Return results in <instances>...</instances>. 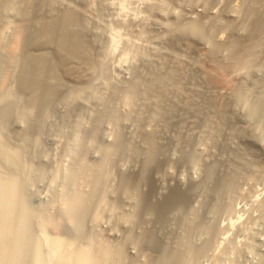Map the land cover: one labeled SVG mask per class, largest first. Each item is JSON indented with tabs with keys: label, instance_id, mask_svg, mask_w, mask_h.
<instances>
[{
	"label": "bare ground",
	"instance_id": "1",
	"mask_svg": "<svg viewBox=\"0 0 264 264\" xmlns=\"http://www.w3.org/2000/svg\"><path fill=\"white\" fill-rule=\"evenodd\" d=\"M76 1L78 6L62 0H0V21L5 12H13L18 21L11 40L3 44L0 39V162L5 166L3 172L2 168L0 170V264H123L122 246L113 248L86 229L89 218L100 220L108 177L112 167L117 168L121 161L141 165H134L138 168L131 167L127 172L119 166V197L135 200L138 213L142 209L146 216L157 214L164 225L167 216L169 218L174 210L182 213L192 193L203 190L213 195L216 200L213 202L215 205L211 206L213 209L210 208L213 214L223 206L221 200L229 198L238 188V178L236 181L233 174L228 175L226 171L222 174L217 170L218 176L216 164L208 165L203 181L194 182L189 190L173 188L159 202L153 198L156 184L153 186L150 182L156 181L159 172L154 169L164 161L161 157L168 151L163 143L160 144L162 140H158L161 128L167 130L172 120L176 125L177 118V125L181 128L186 122L183 121L184 117L191 114L200 117L201 126L208 128L210 134L205 132L214 139L222 136L220 124L229 119L228 103L231 97L242 94L248 99L247 95H243L245 77H241H250L251 71L264 66V0H241L239 7L232 5L231 0H222L221 11L215 8V0H183L189 7L187 10L196 15L188 17L174 13L171 17L177 21L178 37L186 45H194L192 47H195L200 59L193 57L191 63L186 65L176 57L149 61L147 58L142 65L146 68L142 70L136 67L131 78L120 85L110 79L106 51L99 45L100 36L89 24L90 6L85 0ZM222 14L227 20L223 19ZM172 44H176V37H173ZM225 52L229 53L223 55ZM221 55L223 59H220ZM195 83L200 86H196V90L191 88L196 95L184 93ZM196 96L202 100L195 101L200 99H194ZM117 99L120 103L122 101L125 108L119 107ZM261 102L263 105L257 108V112L264 116V98ZM57 111L62 122L69 125L72 131V142L68 147L72 161L67 172L62 174L63 186L60 191L65 208L58 218L47 219L41 214L43 219L40 216L38 226L32 223L31 216L35 212L26 189L32 182L31 175L42 178L45 170L29 165L27 159L33 154L31 147L38 143L33 137L34 132L42 131L47 118ZM129 119L134 123L131 136L121 129ZM105 122H110L114 128L113 139L110 146L101 151L99 163L90 165L86 161L89 151L84 136L92 139L103 137L101 130ZM16 123L23 125V133L20 134L22 143L11 148L7 130ZM136 138L140 140L139 144ZM182 138L183 135H180L179 140ZM263 141L264 130L253 141L264 158ZM189 143L193 145L192 141ZM196 145L192 146L191 151L186 150L190 153L183 157L184 162L191 161L192 164L188 163L191 166L195 163L198 165V154H202ZM248 165L244 167L247 169ZM250 166L248 168L252 169ZM239 169L241 172L244 170ZM165 170L168 171L167 168ZM238 175L243 177L242 174ZM246 179L244 183H247ZM211 182L214 183L212 188L208 185ZM147 183L152 185L153 188L148 184L153 191L148 186L151 192L144 194L140 192L144 187L140 190V186ZM83 185L86 190L82 189ZM116 206L114 204L113 209ZM259 211L264 217V201L259 205ZM136 213L126 219L134 223L139 215ZM176 213L174 211V215ZM187 216H180L182 225L194 227L197 216L195 219ZM35 225L43 232L50 227L56 234L69 230L73 237L67 240L55 237L53 241L45 236L42 240L36 235ZM151 231L142 230L136 239L139 245L147 243L159 247L158 257L147 264H184L180 248L177 251L160 243L155 230ZM205 232L212 239V231ZM130 239L132 237L128 236L126 240ZM44 241H50L47 255L43 252ZM195 246H191L197 248H193L192 257L197 259L199 255L202 256V251L204 255L207 247L205 244L206 249L204 247L202 250L203 247ZM198 249L202 250L201 253Z\"/></svg>",
	"mask_w": 264,
	"mask_h": 264
},
{
	"label": "rangeland",
	"instance_id": "2",
	"mask_svg": "<svg viewBox=\"0 0 264 264\" xmlns=\"http://www.w3.org/2000/svg\"><path fill=\"white\" fill-rule=\"evenodd\" d=\"M8 1L17 2L18 0ZM62 1L71 5L76 4L75 6L79 5L76 0ZM211 1L213 2V0ZM85 2L91 8L88 16L89 24L93 28V31L100 36L99 45L107 54L110 79L119 85L121 83L124 84V82L126 83L131 78L133 70L136 67L142 70L146 68L142 67V65L149 61V59L156 60L165 57V59L170 60V57H176L186 65H189L192 59L198 58L197 52L194 49L195 47H192L194 45L188 44L190 45L189 47L182 38L178 37L179 35L176 31V27L178 26L177 21L171 17L174 13L175 15H185L188 17L189 15H196L187 10L189 7L183 0H85ZM220 2L222 0H215L214 2L216 6L217 4L219 5L215 6L217 11L222 5ZM230 3L239 7L241 0H231ZM223 19L227 20L225 16H223ZM17 22V18L13 12L3 13L2 20L0 21V39L3 44L11 40L10 38ZM173 37H176V44L174 46L172 44ZM227 53L229 52H225L223 55H227ZM223 55L220 56V59ZM199 57L202 56L200 55ZM192 66H194L193 61ZM253 71H251L250 77L244 75L241 77H245L243 79L245 81L243 85V90L245 89L243 92L245 94L242 93L243 95H247L246 98L248 99H245V96H242V94L231 97L230 103H228L229 119H227V122L225 121V123L220 124L221 128L219 132L222 131V136L219 133L220 137L214 138L216 140L209 136L208 128L201 126L203 123L200 117L191 114H187V120L184 117L183 121L186 122L183 123L186 125L183 124L181 128L177 125L179 118L175 117L174 120L178 119L177 121L175 120L176 125L172 120L173 126L170 124V129H160L162 133L158 134V140H162L160 144L163 143L162 145L166 148L165 150L168 148V151L166 155L161 157V160L164 161L158 165L157 169H154V171L158 170L157 172L159 173L156 175V181L154 183L150 182V184L153 186L156 184V186L153 188L152 185L147 183L146 188V185L142 184L140 190L144 188L141 191L139 190L146 194L151 192L149 189L152 190L153 188L155 190L154 195L156 192V195L153 196L154 201H162L173 188H180V190L188 188L189 190L194 182L203 181L208 165L216 164L217 173L219 171L223 174L226 171L228 175L233 174L232 176L236 181L237 178L239 181L237 190L229 198L221 200L223 201V206L221 205L218 212L213 211L212 214L210 210V208L213 209L211 206L215 205L213 203L216 201L215 197L206 191L207 194L203 190H198V192L196 191V193L191 194L193 196L186 203L184 212L182 211L184 215L180 211L178 213V210H174L175 213L177 212V215H182V217L189 214L190 219H195V216H197V226L195 223L194 227L193 225L191 227L186 224L182 225L180 216L178 217L179 219L176 218L177 215H174V211L171 213L172 215L169 214V218L167 216V221H165L164 225V223H160L157 214H148L149 216H146L143 214L144 211L142 209L138 213L135 207V200L128 198L121 199L118 195L117 187L121 177L119 166H122L121 170L127 172L131 167L138 168L141 164H128L125 161H121L117 168L115 166L112 167L106 183L105 204L100 208V220L96 221L93 218H89L86 223V229L87 232L92 231L95 236L99 239L101 238V240L107 242L113 248H121L122 246L124 255L123 264H147L149 260L152 261L158 257L159 247L149 246L147 243L146 245L145 243L139 245L136 242L137 236L142 230L151 231V229L155 230L154 233H156L160 243L167 244L169 248L177 251L180 248L179 251H181L182 257L185 260H183L184 264H264V217H261L262 213L259 211V205L264 201V158L260 154L259 147L253 142L260 137L261 131L264 130V116H261L257 112V108L260 109L263 105L261 100L264 98V66L260 70ZM251 74L253 75L251 76ZM194 85L192 87L189 86L190 91L186 89L184 93H191V96L192 94L196 95L193 90L200 86H197L196 83ZM191 88L194 89L192 90ZM183 96L184 98L186 97L185 94ZM196 97L194 99H200L195 101L199 102L202 100L200 96ZM246 100L248 102H245ZM116 102L120 108H125L122 106V101L120 103V100L117 99ZM195 117H197L196 121ZM193 118L194 120H192ZM133 124V121L130 119L128 122H124L121 128L122 132L127 136H131L134 130ZM179 129H181V133L184 132L185 134H181ZM113 132L114 128L111 123L105 122L101 130L103 137L92 139L90 136H84V141L88 145L89 151L86 159L88 164L97 165L99 163L101 151L110 146ZM21 133H23V125L21 123H16L12 128L7 130L11 148H16L22 143ZM179 134L183 135L182 139L185 141L179 140ZM71 136V127L62 122L58 111L53 112L47 118L42 131H36L33 134L38 143L31 147L33 154L30 156V159H27V163L31 164L34 168L43 167L45 170L42 178L31 175L32 182L29 188L26 189L28 190L26 192L27 196L31 197V208L35 212L31 216L32 223L34 224H40L38 222V220H41L40 216L42 219L43 215L47 219L58 218L63 213L65 203L60 191L63 186L62 174H65L71 166L72 157L68 152V147L72 142ZM219 138L221 140L217 141ZM135 141H138V144L140 143L138 138ZM191 141L193 145L190 146L191 143L189 142ZM195 145L201 150L202 154H198L200 155V157H197L199 163L196 161L198 165L195 163L193 164L195 166L192 167L193 165H189L191 161L189 163L186 160L185 163L183 159L186 158L185 155L187 156V153H190L186 150L191 151L192 146L194 147ZM172 147L174 150L171 149ZM168 153L169 155H167ZM134 165L139 166L136 167ZM244 165H251L252 169L248 168V166L246 169ZM4 167L0 162V170L2 168V172L5 170ZM166 168L168 171L165 170ZM238 168H244L245 171L243 169V172L240 171L241 169L238 171ZM234 169H237V171L234 172ZM216 172L215 176L217 177ZM237 172L238 174H242L243 177H239ZM239 178H247V183H244V179L243 181ZM213 184L211 182L208 185L212 188ZM82 189L86 190V187L83 185ZM114 204H117L115 209H113ZM192 209H195V211ZM134 213L138 217L134 223H131L126 218ZM191 213H195L196 215H191ZM170 215H174L175 217H171ZM207 225L209 226L205 229ZM38 226L35 229L36 235L40 238L42 237V240L45 236L47 239L52 240L55 237H60L63 240L73 237V234L69 230H62L59 234H56L50 227L49 230H46L47 232H43ZM205 230H208L209 233L212 231V239L206 235ZM128 236L132 237L129 241L126 240ZM45 242H43V252L46 254H43L47 255L49 254L50 246L48 247V245L50 241ZM81 243L82 245L85 244ZM205 244L207 249L204 246ZM195 245L199 246V248L203 247L202 250H204V247L206 249L204 250V255L203 251L201 250V253L200 249H198L202 256L200 257L197 254V259L194 258L195 256L192 257L194 253L192 251L197 248L193 247V250L191 246Z\"/></svg>",
	"mask_w": 264,
	"mask_h": 264
}]
</instances>
